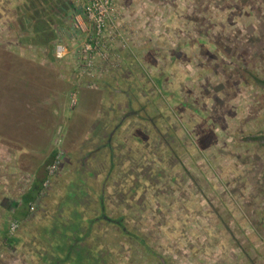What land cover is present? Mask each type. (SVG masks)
I'll return each mask as SVG.
<instances>
[{
	"label": "rangeland",
	"instance_id": "374dc122",
	"mask_svg": "<svg viewBox=\"0 0 264 264\" xmlns=\"http://www.w3.org/2000/svg\"><path fill=\"white\" fill-rule=\"evenodd\" d=\"M61 1L56 59L29 0H0V264H53L52 237L100 264H264V0H113L127 44L81 75L90 24Z\"/></svg>",
	"mask_w": 264,
	"mask_h": 264
},
{
	"label": "built area",
	"instance_id": "2783aa9c",
	"mask_svg": "<svg viewBox=\"0 0 264 264\" xmlns=\"http://www.w3.org/2000/svg\"><path fill=\"white\" fill-rule=\"evenodd\" d=\"M82 1L81 9L90 24V31L86 34L77 52V71L80 75L88 73L92 69L95 56L105 58V49L116 35L123 42V46L127 44L114 22L113 0ZM53 53L56 59H62L66 54V46L61 42H55ZM76 102V97L73 94L71 96V106L75 105ZM61 154L59 148L53 160L46 167L47 176L53 174L59 166ZM15 227L16 222H12L11 230Z\"/></svg>",
	"mask_w": 264,
	"mask_h": 264
},
{
	"label": "trees",
	"instance_id": "16d2710c",
	"mask_svg": "<svg viewBox=\"0 0 264 264\" xmlns=\"http://www.w3.org/2000/svg\"><path fill=\"white\" fill-rule=\"evenodd\" d=\"M36 1H40L41 8H39L40 11H37ZM30 7L33 10V12L30 15H27L24 17V19H27L32 27L33 36L29 39L30 41L35 42L36 44L43 45V46H51L54 47V38L56 36L54 29L50 25V20L52 19L54 9L59 6V8L63 6V10L66 7V1L61 0H29ZM43 4V5H42ZM35 8V9H34ZM65 12V11H64ZM26 21V20H25ZM45 180V179H44ZM40 181V182H39ZM41 190V180H35L29 189L22 194L21 196V203L19 207L15 210V217L23 216L26 211L28 210L29 204H31L32 201H34ZM120 222V221H118ZM119 225L124 228L122 224L119 223ZM51 232V231H50ZM133 235V233H129ZM81 235H79V238H82ZM4 240H9L10 243L12 240L9 236L5 235ZM51 246H57L58 250L57 253L55 252V258L53 264H93L94 262H97L100 264L101 257L100 254H98V250H91L89 247H80L78 249H74V246L72 243H69V241H66L62 243L59 239L51 238ZM75 241V240H74ZM65 243L67 246V249H60L62 245ZM60 251V252H59ZM62 252V253H61ZM95 264V263H94Z\"/></svg>",
	"mask_w": 264,
	"mask_h": 264
},
{
	"label": "crops",
	"instance_id": "0c3cea01",
	"mask_svg": "<svg viewBox=\"0 0 264 264\" xmlns=\"http://www.w3.org/2000/svg\"><path fill=\"white\" fill-rule=\"evenodd\" d=\"M67 80H69V79H67ZM60 92H63L64 93V90L63 91H60ZM101 100H103V98L101 99ZM115 129V127L113 128V130ZM114 133H116V132H114ZM113 134V133H112ZM110 138H111V136H110Z\"/></svg>",
	"mask_w": 264,
	"mask_h": 264
},
{
	"label": "flooded vegetation",
	"instance_id": "af4514ba",
	"mask_svg": "<svg viewBox=\"0 0 264 264\" xmlns=\"http://www.w3.org/2000/svg\"><path fill=\"white\" fill-rule=\"evenodd\" d=\"M122 118H123V117H122ZM111 135H112V133H111ZM111 135H110V136H111ZM109 140H110V139H108L107 141H109Z\"/></svg>",
	"mask_w": 264,
	"mask_h": 264
}]
</instances>
